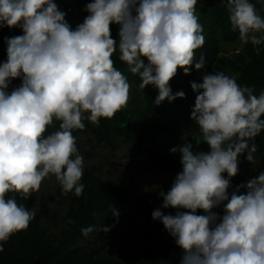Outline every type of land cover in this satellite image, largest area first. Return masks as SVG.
Wrapping results in <instances>:
<instances>
[{
  "label": "clouds",
  "instance_id": "obj_1",
  "mask_svg": "<svg viewBox=\"0 0 264 264\" xmlns=\"http://www.w3.org/2000/svg\"><path fill=\"white\" fill-rule=\"evenodd\" d=\"M196 5L197 0H92L73 29L54 0H0V28L23 31L6 38L7 60L0 63V252L35 216L10 193L27 200L54 175L63 195L83 194L84 158L73 130H84V120L98 126L101 117L112 119L127 107L130 83L113 66L117 50L139 75L141 89L158 90L155 105L185 97L183 91L173 94L169 82L178 68L188 75L193 64L197 70L206 65L203 55L194 59L205 42ZM227 11L242 40L264 43V16L254 4L227 0ZM112 24L120 26L118 42ZM16 78L22 83L9 92ZM191 88L197 93L191 118L209 151H194L191 142L170 149L179 152L182 171L159 195L162 208L177 211L166 215L157 208L152 218L181 249L180 264H264V171L229 193L238 157L247 152L246 159L254 160L257 146L249 142L264 130V91L256 95L254 86H242L223 71L204 75ZM54 119L59 130L45 135ZM221 204L222 216L213 211ZM94 230L84 227L81 234Z\"/></svg>",
  "mask_w": 264,
  "mask_h": 264
},
{
  "label": "trees",
  "instance_id": "obj_2",
  "mask_svg": "<svg viewBox=\"0 0 264 264\" xmlns=\"http://www.w3.org/2000/svg\"><path fill=\"white\" fill-rule=\"evenodd\" d=\"M54 2L66 12L65 19L74 29L88 15L84 9L92 0ZM249 2L255 5L258 14L264 16V0ZM196 15L203 26L205 42L196 50L194 59L198 61L203 55L206 65L197 70L193 64L188 75L178 68L177 74L169 82L173 94L183 91L185 97L172 102L166 99L160 105H155L158 90L151 85L141 89L139 75H133L128 70L126 63L119 59L117 50L112 56L113 66L127 77L130 99L127 107L112 119L101 117L98 126L84 120V130H73L80 155L90 158L98 148L109 151L124 148L129 157H134L142 153L146 143L160 136L167 144L158 151H146L148 166L169 168L179 173L182 171L180 154L172 153L171 148L191 142L194 151H209L202 133L191 118L197 95L191 88L192 82L202 83L204 75L223 71L226 75L235 76L242 86H254L256 95L264 91V43L253 45L243 40L239 48H234L240 36L231 27L227 0H197ZM119 27L117 24L110 26L111 37L117 42ZM20 35H23V31L19 27L0 28V63L7 60L6 38ZM21 83V78L13 79L8 91L11 92ZM59 123L54 119L45 135L59 130ZM249 143L257 146L254 160L249 162L246 159L247 152L238 157L239 171L231 178L229 193L264 171V130ZM224 175L227 177L226 173ZM81 183L85 187L79 197L74 193L63 195L59 183L38 198L35 197L36 192L27 200L19 194L10 193L35 216L26 230L13 234L3 243L0 264H180L181 249L162 222L152 218V212L157 208L166 215H175L177 211L162 208L163 198L160 195L145 193L140 200L141 217L137 230L144 246H133L124 233L113 253L107 240L93 241L90 236L104 232L100 231L101 227H109L116 221L114 209L125 206L132 185L121 177L104 180L95 165L84 168ZM244 191L246 189H241L242 193ZM213 211L222 216L223 204ZM197 214L203 215L204 212L198 209ZM69 220L73 223L69 224ZM88 226H95V230L85 237L81 234V228Z\"/></svg>",
  "mask_w": 264,
  "mask_h": 264
},
{
  "label": "rangeland",
  "instance_id": "obj_3",
  "mask_svg": "<svg viewBox=\"0 0 264 264\" xmlns=\"http://www.w3.org/2000/svg\"><path fill=\"white\" fill-rule=\"evenodd\" d=\"M242 42L243 40L240 38L234 48H239ZM164 144H167V141L159 136L154 141L146 143L142 153L134 157H129L124 148L115 151L98 148L90 158L83 157L84 168L95 165L104 180L121 177L132 185L125 206L114 209L117 218L108 227L110 230L107 233L97 232L91 235V240H107L110 243L111 252L114 253L116 245L126 233L128 241L133 246L138 248L144 246L137 230L141 217L140 200L145 193L148 195H159L161 191L167 193L178 174L169 168H150L148 166L146 151H158ZM57 183L54 175L45 178L35 197L38 198L41 193L50 192ZM184 210L186 209H181V211Z\"/></svg>",
  "mask_w": 264,
  "mask_h": 264
}]
</instances>
